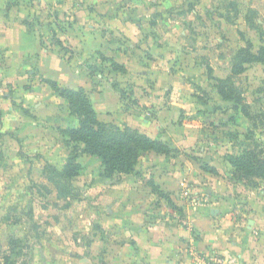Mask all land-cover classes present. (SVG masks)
Instances as JSON below:
<instances>
[{"label":"rangeland","instance_id":"1","mask_svg":"<svg viewBox=\"0 0 264 264\" xmlns=\"http://www.w3.org/2000/svg\"><path fill=\"white\" fill-rule=\"evenodd\" d=\"M2 2L3 8L23 6L33 13V0ZM117 7L141 30L135 38L122 32L110 37L129 58L128 69L119 62L125 71L114 70L99 53L80 60L70 44L61 52L76 58V75L86 72L91 78L85 90L99 119L159 139L158 125L174 138L187 135L190 143L175 148L174 156L205 159L228 172L233 184L264 187L261 178L238 179L228 161L229 154L254 144L264 151V63L232 71L241 48L264 47V0H122ZM32 69L16 85L3 87L17 100L9 102L14 111L0 114V264H111L127 241L125 232L109 223L125 214L126 200L111 193L125 176L103 177L101 160L78 150L81 169L71 183L51 179L57 177L53 168L62 169L81 146L61 133L79 120L48 84L52 79ZM230 89L235 100L221 94ZM142 161L133 174L149 171ZM154 194L155 202L163 199Z\"/></svg>","mask_w":264,"mask_h":264},{"label":"crops","instance_id":"2","mask_svg":"<svg viewBox=\"0 0 264 264\" xmlns=\"http://www.w3.org/2000/svg\"><path fill=\"white\" fill-rule=\"evenodd\" d=\"M119 1L33 0L31 13L23 6L3 8L0 0L1 116L14 111L9 102L17 100L3 93V87L24 80L25 71L33 74V67L65 87L89 89L92 80L86 72L80 76L72 71L76 58L61 54L68 44L80 60L99 53L128 69L129 58L122 57L110 37L113 32H122L127 38H135L141 30L133 28L125 14L116 12ZM68 32H73V37L69 38ZM157 131L173 148L190 143L187 135L182 140L169 131L163 134L160 125ZM141 160L149 171L123 175V182L111 191L122 194L126 208L125 214L113 216L109 223L121 228L127 239L123 248L115 244L119 248L110 257L111 264H196L193 251L217 254L224 264H264V187L253 190L233 184L229 173L217 165L218 173L211 174L190 157L148 152ZM143 177L149 180L143 183ZM151 180L182 208L180 219L164 199L154 201L157 195ZM141 194H145L143 199Z\"/></svg>","mask_w":264,"mask_h":264},{"label":"trees","instance_id":"3","mask_svg":"<svg viewBox=\"0 0 264 264\" xmlns=\"http://www.w3.org/2000/svg\"><path fill=\"white\" fill-rule=\"evenodd\" d=\"M106 58L103 56V60L108 61L114 70L125 71V67L114 58ZM253 61L264 63L263 46L257 52H252L250 45L247 48H241L234 58L233 73H242L245 70V64ZM48 84L60 97L68 101L71 112L79 120L77 127L61 129V133L82 146L77 145L74 148V152L71 153L62 169L53 168V173L57 177L51 179L57 183L61 182L56 178L64 180V183H71V178L79 174L81 164L78 161V150L97 156L101 160V175L107 179L134 173L139 159L145 153L155 152L169 156L176 152V149L171 147L166 140L152 137L136 128L129 126L121 128L113 123L100 120L85 88L62 87L53 80L48 81ZM221 94L225 95L226 99L235 100L233 89H230L229 94L221 90ZM195 159L199 161L205 172L218 173L217 169L205 159ZM228 161L233 168L234 176L238 179L249 183L253 182V178L264 179V151L259 149V145L254 144V146L247 147L237 155L229 154ZM149 184L153 192L158 193L172 210L183 216L182 208L177 206L168 194H165L154 181H149Z\"/></svg>","mask_w":264,"mask_h":264},{"label":"built area","instance_id":"4","mask_svg":"<svg viewBox=\"0 0 264 264\" xmlns=\"http://www.w3.org/2000/svg\"><path fill=\"white\" fill-rule=\"evenodd\" d=\"M188 189L185 190V194ZM196 264H224V259L217 254L192 252Z\"/></svg>","mask_w":264,"mask_h":264}]
</instances>
